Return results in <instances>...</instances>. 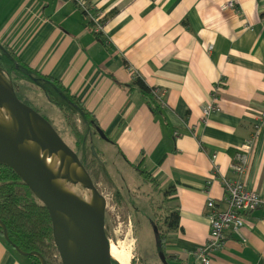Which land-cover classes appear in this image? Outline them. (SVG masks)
I'll use <instances>...</instances> for the list:
<instances>
[{
  "label": "crops",
  "instance_id": "0c3cea01",
  "mask_svg": "<svg viewBox=\"0 0 264 264\" xmlns=\"http://www.w3.org/2000/svg\"><path fill=\"white\" fill-rule=\"evenodd\" d=\"M87 1L99 32L72 0H0V44L59 80L161 193L173 186L165 201L179 226L165 234V252L177 257L170 264H195L209 233L205 203L223 207L222 179L237 177L234 155L257 127L242 180L264 192V0ZM136 77L162 91L159 113ZM242 234L227 232L210 264H264V208L249 213ZM0 264L29 262L0 238Z\"/></svg>",
  "mask_w": 264,
  "mask_h": 264
},
{
  "label": "water",
  "instance_id": "95a60500",
  "mask_svg": "<svg viewBox=\"0 0 264 264\" xmlns=\"http://www.w3.org/2000/svg\"><path fill=\"white\" fill-rule=\"evenodd\" d=\"M1 107H5L11 117L6 118L4 123L0 122V164L9 166L47 209L53 243L61 264H112L114 259L105 232L104 197L78 154L64 142L46 118L16 96L10 77L0 67ZM95 132L109 141L98 126ZM90 149L95 155L92 145ZM49 153L58 156L59 174L71 177L65 159L77 170L87 197L78 195L49 176L44 161ZM0 227L5 241L11 243L1 221ZM12 246L20 255L37 256L41 264H45L37 252L26 253ZM158 254L162 264H169L161 252Z\"/></svg>",
  "mask_w": 264,
  "mask_h": 264
},
{
  "label": "trees",
  "instance_id": "16d2710c",
  "mask_svg": "<svg viewBox=\"0 0 264 264\" xmlns=\"http://www.w3.org/2000/svg\"><path fill=\"white\" fill-rule=\"evenodd\" d=\"M0 67L10 77L12 83L16 79L32 83L52 105L64 114L67 124L71 127L75 135L76 146L78 152L81 154L80 160L91 175L90 168L92 162H99L90 149L91 145L88 147L86 144L87 137L95 131V127H97V123L91 114L81 106L79 100L70 94L69 90L65 88L59 80L31 69L1 44ZM134 83L140 88L152 112L159 113L161 106L153 93L155 88L148 87L144 81L138 77H136ZM73 114H76L83 124V132L78 130L76 122L71 119ZM88 153L91 159L88 158ZM132 168L143 181H150L151 185L158 189V181L153 179L145 168H142L140 164L135 166L132 165ZM98 169H100L108 181L111 180L104 168L100 166ZM98 169L97 171L93 169L95 170V176L98 175ZM173 189V186H169L163 190V197L167 198ZM116 194L119 196L118 192H116ZM166 201L171 203L169 200ZM166 201V211L158 218L159 222L156 221L153 225L155 229L154 234L157 253L161 252L167 263L170 264V262L176 261L177 257L165 252L168 244L165 234L167 231L174 230L179 226V213L176 205L174 206L173 203L169 205ZM0 221L5 225L11 242L6 243L14 253L20 255L12 245L17 246L26 253L33 251L37 252L45 260V264H61L53 243L51 220L47 209L34 197L18 175L9 166L4 164H0ZM0 238L5 241L1 227ZM158 257L161 259L159 254ZM25 258L28 260L29 264H41L37 256L26 255ZM111 261L112 264H119L115 260Z\"/></svg>",
  "mask_w": 264,
  "mask_h": 264
},
{
  "label": "rangeland",
  "instance_id": "374dc122",
  "mask_svg": "<svg viewBox=\"0 0 264 264\" xmlns=\"http://www.w3.org/2000/svg\"><path fill=\"white\" fill-rule=\"evenodd\" d=\"M12 87L16 96L46 118L64 142L81 157L75 135L64 114L32 83L16 79ZM71 119L76 122L78 130L83 132L84 127L78 116L73 114ZM86 144L94 147V156L99 161L92 162L90 171L96 187L105 199V232L110 246L114 244L120 250L124 249L130 256L129 264H162L157 253L153 223L159 222L158 218L166 211L164 195L150 181H143L132 166L122 159L113 144L102 139L95 131L87 137ZM100 166L111 178L110 181L98 169ZM93 169H98L97 176ZM57 257L59 259L58 253Z\"/></svg>",
  "mask_w": 264,
  "mask_h": 264
},
{
  "label": "built area",
  "instance_id": "2783aa9c",
  "mask_svg": "<svg viewBox=\"0 0 264 264\" xmlns=\"http://www.w3.org/2000/svg\"><path fill=\"white\" fill-rule=\"evenodd\" d=\"M83 12L89 16L94 23V32L103 30L104 26L97 22V19L90 14V7L87 0H72ZM234 0H228L224 3V8L233 7ZM219 86L214 88L216 93ZM157 102L162 107L164 105L162 91L158 88L153 90ZM263 111L261 113V122H264V98L262 101ZM215 108V103H208L202 108V118H205L210 111ZM259 132L256 129L255 135L247 140L246 143L236 152L231 163L232 171L237 175L235 178H223L222 185L224 189L223 207L216 206L215 201L207 199L205 206L208 208L209 233L206 243L193 252L196 260L195 264H210V253L219 250L224 244L226 233L230 232L244 240L242 228L245 226L249 213L257 208H264V192H258L246 187L242 176L248 166L249 154L253 146L254 138ZM182 264V263H181Z\"/></svg>",
  "mask_w": 264,
  "mask_h": 264
},
{
  "label": "bare ground",
  "instance_id": "6f19581e",
  "mask_svg": "<svg viewBox=\"0 0 264 264\" xmlns=\"http://www.w3.org/2000/svg\"><path fill=\"white\" fill-rule=\"evenodd\" d=\"M10 112L5 108H0V122L4 123L6 118H10ZM45 164L48 170L49 176L59 184L63 185L64 187L68 188L69 190L77 193L80 196L87 197V190L83 186L82 180L77 172V170L70 164V162L65 159V166L69 171L71 177H66L58 173L59 171V161L58 156L56 153H49L45 156ZM124 250V249H123ZM120 250L114 244L110 246V254L111 257L119 262L120 264H129L130 256L128 253Z\"/></svg>",
  "mask_w": 264,
  "mask_h": 264
}]
</instances>
